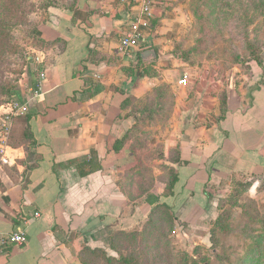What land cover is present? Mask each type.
Here are the masks:
<instances>
[{"label": "crops", "instance_id": "obj_1", "mask_svg": "<svg viewBox=\"0 0 264 264\" xmlns=\"http://www.w3.org/2000/svg\"><path fill=\"white\" fill-rule=\"evenodd\" d=\"M139 10L133 0H73L40 14L27 111L10 134L16 162L0 167V242L17 229L27 242L0 249V264H89L83 249L118 259L122 238H153L159 226L167 239L173 228L182 239L210 234L244 179L247 198L264 203V69L192 66L176 48L188 28L177 0H155L139 48L121 56ZM149 48L156 57L142 61ZM147 132L161 149L142 160Z\"/></svg>", "mask_w": 264, "mask_h": 264}, {"label": "rangeland", "instance_id": "obj_2", "mask_svg": "<svg viewBox=\"0 0 264 264\" xmlns=\"http://www.w3.org/2000/svg\"><path fill=\"white\" fill-rule=\"evenodd\" d=\"M55 1L62 5L70 2ZM177 1L187 17L188 28L176 48L192 66L205 61L217 64L219 71L240 66L249 77L258 67L264 69V0ZM43 7L44 0H0V103L22 102L29 95L35 74H30L27 56L41 44L29 31L39 21ZM10 35L13 41L4 51ZM152 133L138 139L142 160L157 157L160 152L161 146L150 141ZM20 138L21 131L13 128L12 143L18 145ZM150 143L151 151L146 153ZM248 181L232 185L220 202L221 224L213 223L210 234L191 233L182 239L173 228L170 239L152 238L147 243L141 238L136 242L123 240V252L135 254L136 264H240L246 248L255 245L250 235L257 234L264 220V203L258 204V196L247 198Z\"/></svg>", "mask_w": 264, "mask_h": 264}, {"label": "built area", "instance_id": "obj_3", "mask_svg": "<svg viewBox=\"0 0 264 264\" xmlns=\"http://www.w3.org/2000/svg\"><path fill=\"white\" fill-rule=\"evenodd\" d=\"M136 1L140 10L137 15L130 20L128 29L122 34L116 50L121 56H131L139 48L140 41L143 40V30L150 26V20L153 17L154 0H133ZM35 61L39 59L36 56ZM40 79L43 73H40ZM187 77L181 78L180 83L186 84ZM41 95L40 81L36 82L31 89L30 99ZM28 102L8 101L0 105V167L15 164L16 158L12 155L14 148L10 144V134L13 119L16 115L27 111ZM37 216L38 213H35ZM27 242V235L24 230L17 229L1 239L0 249L8 245L23 246Z\"/></svg>", "mask_w": 264, "mask_h": 264}, {"label": "trees", "instance_id": "obj_4", "mask_svg": "<svg viewBox=\"0 0 264 264\" xmlns=\"http://www.w3.org/2000/svg\"><path fill=\"white\" fill-rule=\"evenodd\" d=\"M72 1L73 0H70V2H69L70 4L68 3V4H65V5H62V3H59V2H57L55 0H44V7L42 9V12L45 11L46 8L49 7V6H63V7H67V6L71 5ZM36 24H35L34 28H32L29 31V34H31L32 36H35L37 38V35H36ZM12 41H13V37L10 35L9 41L5 45L6 47L4 48V51H8V47H10ZM39 41H40V39H39ZM4 44H5V42H4ZM19 51H21V48H19ZM33 51L34 50H32V52ZM27 58H28V56H27ZM137 59H140V57L138 56ZM27 60L26 61L24 60V63L27 62ZM7 102L8 101H4V102L0 103V105L5 104ZM77 168H78V171H79L80 175H86L87 173L90 172V169L85 170L80 165ZM237 184H240V182H238ZM249 184H250L249 181L247 182V184H245V188L246 189L249 187ZM237 193H238V191H237ZM221 221H222V217L219 214L218 218L215 221V225L218 224V223L221 224ZM150 225L156 226L155 221L153 223H149L146 228L150 229ZM260 228L258 226L256 235L253 234V235H250L251 237L249 236L251 238L252 242L255 245L252 246V248L251 247L250 248L249 247L246 248V250L244 251L243 255L239 258V260H240L239 263L240 264H260V263L264 264V247H263V245H264L263 241L264 240L262 238V235H264V220L262 221ZM159 229H160L159 233H158V235L156 237H153L154 239L155 238H157V239L164 238L165 235L161 233V227L160 226H159ZM252 230L253 229L250 228V231H252ZM149 232H150V230L145 232V233H143V234H141V235H139L138 237L143 239V241L144 242L146 241V243H147L150 239H152V237H151ZM147 237H149V238H147ZM137 239H138L137 237L132 236V237H130V239H129V237L122 238V241L123 240H125V241L126 240H130L131 242H134V241L136 242ZM147 249H149V248H147ZM95 256H97V257H95ZM79 259L83 260V262H85V263L88 260L89 264H134L135 262L137 263V256L135 254L130 253V254L126 255L123 252V250H121V252H120V257L118 259H115L113 257L106 256V254L103 251H100V250H89L88 251L87 249H83L79 253Z\"/></svg>", "mask_w": 264, "mask_h": 264}, {"label": "water", "instance_id": "obj_5", "mask_svg": "<svg viewBox=\"0 0 264 264\" xmlns=\"http://www.w3.org/2000/svg\"><path fill=\"white\" fill-rule=\"evenodd\" d=\"M140 57L142 61H148L156 57V52L153 48H149V49L143 50L140 53Z\"/></svg>", "mask_w": 264, "mask_h": 264}]
</instances>
